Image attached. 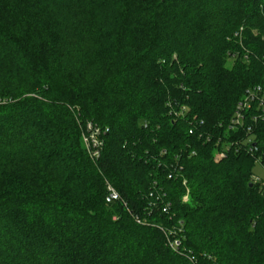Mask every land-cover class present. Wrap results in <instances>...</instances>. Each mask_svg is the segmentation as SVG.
<instances>
[{
	"label": "trees",
	"instance_id": "obj_1",
	"mask_svg": "<svg viewBox=\"0 0 264 264\" xmlns=\"http://www.w3.org/2000/svg\"><path fill=\"white\" fill-rule=\"evenodd\" d=\"M257 85L264 0H0V264H264Z\"/></svg>",
	"mask_w": 264,
	"mask_h": 264
},
{
	"label": "built area",
	"instance_id": "obj_2",
	"mask_svg": "<svg viewBox=\"0 0 264 264\" xmlns=\"http://www.w3.org/2000/svg\"><path fill=\"white\" fill-rule=\"evenodd\" d=\"M257 103V109L261 110L260 112L264 114V85H257L250 87L245 91L243 100L240 101L232 115L231 125L236 127L237 125L242 124L244 120V111L249 109L253 103ZM108 131L107 128L102 129L100 126L95 124L92 121H85L81 123V141L86 149L89 157L96 161L101 154L103 147V135ZM225 156L224 151H219L216 154V159H220ZM107 194L105 201L110 203L112 201L118 200L120 198L117 190L108 182H106ZM184 199H187V196H184ZM174 251H178L179 241L175 240L169 243Z\"/></svg>",
	"mask_w": 264,
	"mask_h": 264
},
{
	"label": "rangeland",
	"instance_id": "obj_3",
	"mask_svg": "<svg viewBox=\"0 0 264 264\" xmlns=\"http://www.w3.org/2000/svg\"><path fill=\"white\" fill-rule=\"evenodd\" d=\"M252 172L254 179L259 183L264 184V166L261 163L256 162L252 169ZM171 233L172 235H175L174 231Z\"/></svg>",
	"mask_w": 264,
	"mask_h": 264
},
{
	"label": "water",
	"instance_id": "obj_4",
	"mask_svg": "<svg viewBox=\"0 0 264 264\" xmlns=\"http://www.w3.org/2000/svg\"><path fill=\"white\" fill-rule=\"evenodd\" d=\"M249 186H252V183H250Z\"/></svg>",
	"mask_w": 264,
	"mask_h": 264
}]
</instances>
